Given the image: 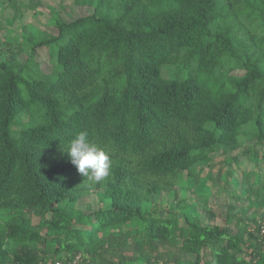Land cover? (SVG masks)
Segmentation results:
<instances>
[{
    "label": "trees",
    "instance_id": "trees-1",
    "mask_svg": "<svg viewBox=\"0 0 264 264\" xmlns=\"http://www.w3.org/2000/svg\"><path fill=\"white\" fill-rule=\"evenodd\" d=\"M43 1L0 0V264H264V0Z\"/></svg>",
    "mask_w": 264,
    "mask_h": 264
},
{
    "label": "rangeland",
    "instance_id": "rangeland-1",
    "mask_svg": "<svg viewBox=\"0 0 264 264\" xmlns=\"http://www.w3.org/2000/svg\"><path fill=\"white\" fill-rule=\"evenodd\" d=\"M65 1V0H44L43 1V5L40 8L38 13H34V12H29L23 22L26 24L31 25L32 27H39V28H48L49 30H52V25H53V15L50 12V8L56 6L58 3ZM70 1V0H69ZM71 3V1H70ZM73 9L70 12H63L62 15L65 19L67 20H72L75 17L81 15L82 13L86 12V10L81 9L78 5H76L74 2L72 3ZM12 12L9 9L8 11H6L3 15V19H4V23L5 25L8 27L9 31H18V26H19V22L18 21H13L12 20ZM38 60L41 63L42 69L44 70H48L49 66H50V62H51V57H50V53L48 49H40L38 52ZM245 163V169L249 170L251 168H253V164H249L247 161H244ZM211 185L210 182H207V184L205 185L206 187ZM208 188V187H207ZM176 191L179 192V194L185 198L188 196V192L185 188L183 187H176ZM189 195H192V198L195 201H198L197 205L198 207H200L201 203L198 200V198L196 196L193 195V193H189ZM159 199H161L162 201L166 202L167 204L169 203H173L175 202V197L173 194H167V193H162L161 196L159 197ZM99 200V198H92V197H86L81 199L80 203L81 206L86 209V205L88 202H91L93 204V208L96 209L98 207L97 201ZM243 201H245V199H243ZM242 201V202H243ZM210 203L213 207L219 208L218 212L220 210H225L226 209V205L223 202L222 198L216 197V198H211L210 199ZM200 214L202 217H205V211L204 210H200ZM35 220H37L36 218H34Z\"/></svg>",
    "mask_w": 264,
    "mask_h": 264
},
{
    "label": "clouds",
    "instance_id": "clouds-1",
    "mask_svg": "<svg viewBox=\"0 0 264 264\" xmlns=\"http://www.w3.org/2000/svg\"><path fill=\"white\" fill-rule=\"evenodd\" d=\"M77 168L79 174L88 181L99 183L104 180L111 167L109 155L92 144L86 132H79L66 146L62 147Z\"/></svg>",
    "mask_w": 264,
    "mask_h": 264
},
{
    "label": "built area",
    "instance_id": "built-area-1",
    "mask_svg": "<svg viewBox=\"0 0 264 264\" xmlns=\"http://www.w3.org/2000/svg\"><path fill=\"white\" fill-rule=\"evenodd\" d=\"M262 232L264 233V225L262 226ZM79 259V257H77V259H75L72 264H77V260ZM56 264H61V262H57Z\"/></svg>",
    "mask_w": 264,
    "mask_h": 264
}]
</instances>
